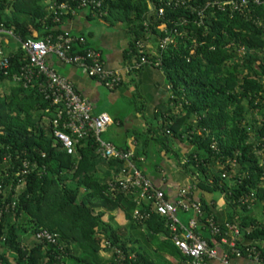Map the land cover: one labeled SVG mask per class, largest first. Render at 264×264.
Instances as JSON below:
<instances>
[{
	"label": "trees",
	"instance_id": "1",
	"mask_svg": "<svg viewBox=\"0 0 264 264\" xmlns=\"http://www.w3.org/2000/svg\"><path fill=\"white\" fill-rule=\"evenodd\" d=\"M81 1L0 0V26L22 41L55 40L65 34L62 23L71 15L56 22L53 8L67 3L76 12L85 10L78 9ZM91 1L101 2L100 9H86L92 17L106 13L102 19L122 23L130 37V83L135 84L145 67L136 66L147 57L161 61L159 68L170 87V100L156 115L157 123L133 132L134 167L153 183L150 177L160 178L164 153L191 185L227 194L232 220L244 239L257 242L264 258V191L259 189L253 207L240 203L249 187L258 188L257 177L249 179L248 173L257 169V152L264 146V7L251 5L249 11L231 13L206 8L209 0H186L177 8L166 6L173 0ZM196 10L204 11L202 25ZM162 25L182 34L173 36L174 44L165 51L152 47L164 37ZM147 40L152 46L146 44L140 54L137 45ZM86 48L76 44L71 54H82ZM9 58V69L0 72V85L11 83L26 64L18 44ZM124 84L125 80L115 90ZM128 103L144 111L139 97L132 95ZM47 109L37 81L27 89L14 85L0 98V264H117L116 249L126 256L135 254L136 264H155L154 255L169 259V264L182 261L163 219L154 212L139 223L133 218L135 193L110 188L127 163L101 159L92 135L79 142L74 155H67L53 136L54 109ZM176 142L189 148L187 154ZM115 147L129 152L128 147ZM142 159L157 162L149 166ZM25 163L28 172L23 175ZM224 174H232V189ZM201 204L204 217L213 214L210 205ZM151 209L143 205L141 212ZM116 211L124 214L125 224L118 223ZM42 230L57 235V243L38 240ZM197 234L210 248L218 247L219 239L208 231Z\"/></svg>",
	"mask_w": 264,
	"mask_h": 264
},
{
	"label": "built area",
	"instance_id": "2",
	"mask_svg": "<svg viewBox=\"0 0 264 264\" xmlns=\"http://www.w3.org/2000/svg\"><path fill=\"white\" fill-rule=\"evenodd\" d=\"M185 4L186 0H173L166 3V6L177 8ZM251 5L264 7V0H214L212 2L209 0L206 8L217 7L222 12L229 9L231 13H238L245 10L249 11ZM88 7H92L93 10L100 9L101 2L96 3L91 0L79 2L78 9L83 8L86 10ZM53 11L56 22H60V16L76 13L67 3L58 5L53 8ZM194 12L197 13L200 19L198 24L202 25L204 11L196 10ZM105 15L106 13H99L98 18L102 19ZM160 15H163V10H160ZM184 24L186 25V22ZM159 29L163 32L164 37L160 39L158 45L152 46L149 40L139 42L137 48L140 54L146 48V44L155 49L159 48L160 51H165L170 45L174 44L173 36L182 35L177 28L168 31L166 26L162 25ZM2 36L13 38L14 42L21 47L26 59V64L17 74L13 75L11 83L25 89L32 87L35 81L39 83V91L44 96L45 101L49 103L47 111L54 109L53 136L61 144L62 150L67 155L72 156L75 154V148L79 142L92 135L98 144L97 153L101 159L105 161H125L127 168L122 170L121 176L114 178V181L109 185L110 188L125 194L135 193L137 209L133 218L139 223L149 220L154 212L163 219L172 235L174 246L184 258L178 264H206L210 260H219L222 264H233V259H243L253 264H264V258L261 252L257 250V242L253 240V242L244 243L241 228L236 222L233 220L221 222L214 213L207 218L204 217L201 202L193 197L194 191L197 189L196 186L190 184L181 189L177 194L176 201H170L163 190L154 186L148 178L134 167L131 161L133 153L122 152L112 143L102 138L103 134L112 125L111 118L105 114L93 115L92 103L78 94L68 79L58 75L47 64L49 57L55 56L61 62L83 69L89 78L100 82L108 90H115L124 81V77L120 72L107 68L99 50L88 47L82 54L72 55V47L76 44L85 47V40L81 37L66 34L55 40L48 37L44 41H22L14 36L12 32L4 30L0 26V43ZM140 66L160 67L161 61L153 62L147 57H142L141 63L136 67ZM9 67V54H6L0 46V72L9 69ZM4 74L7 75V72H4ZM257 156L259 158L257 169H253L254 173L249 172L248 178L252 179L253 176H256L258 188L249 187V194L240 199V203L249 205V208L253 207L258 200L259 189L264 191V146L258 150ZM23 169L22 173L26 175L28 172L26 163ZM232 169H237L235 163H233ZM232 177V174H224L230 189L233 188L234 183ZM236 183L238 186L241 185L242 179H239ZM262 195L264 198V192ZM227 196L224 193L221 197L226 201ZM143 205H152L153 209L143 213L141 212ZM179 213L191 214L187 224L179 219ZM261 214L264 217V199L262 200ZM198 230H206L212 237L219 239L218 247L210 248L207 242L197 234ZM36 238L55 245L58 237L47 230H42L37 233ZM241 245L245 246V249H242ZM115 254L117 264L138 263L135 254L126 256L119 249L115 250Z\"/></svg>",
	"mask_w": 264,
	"mask_h": 264
},
{
	"label": "crops",
	"instance_id": "3",
	"mask_svg": "<svg viewBox=\"0 0 264 264\" xmlns=\"http://www.w3.org/2000/svg\"><path fill=\"white\" fill-rule=\"evenodd\" d=\"M62 30L66 35L84 38L85 46L101 52L107 68L123 75L124 87L108 90L100 82L89 78L83 69L61 62L55 56H50L47 63L58 75L68 79L78 94L92 103L93 115L105 114L111 118L112 125L104 133L107 139L104 140L112 142L114 146L117 144L119 147H128L129 152L133 153L136 148L133 132L144 131L156 124V115L170 100V87L163 71L159 67L145 66L137 73L135 84L130 83L131 63L127 59L130 37L122 23L111 24L103 19L92 17L86 10H80L62 23ZM0 46L6 54L10 55L16 43L13 38L2 36ZM2 87L3 85H0V91ZM132 95L139 97L140 102L144 104L143 112L139 111L136 105L128 103ZM176 144L182 154H187L188 147L178 142ZM143 162L151 166L157 160L151 163L145 160ZM160 164V178L156 180L150 177V179L164 191L170 201L174 202L178 192L190 185V180L175 161L166 157L164 153ZM111 174L113 175V172ZM193 197L197 201L210 205L219 221L230 222L233 219L232 209L219 194L197 188ZM113 215L117 216L119 224L126 223L121 211H116ZM163 236L160 238H164ZM250 242L253 240L244 239V243ZM232 262L233 264H253L243 259H233ZM206 264L222 263L219 260H210Z\"/></svg>",
	"mask_w": 264,
	"mask_h": 264
},
{
	"label": "rangeland",
	"instance_id": "4",
	"mask_svg": "<svg viewBox=\"0 0 264 264\" xmlns=\"http://www.w3.org/2000/svg\"><path fill=\"white\" fill-rule=\"evenodd\" d=\"M1 85H3V87H2V89L0 91V98L3 97L6 93H9L11 88L14 86L13 83L5 82V81H3L1 83ZM103 87L106 88L105 86H103ZM102 138L107 140L106 136L104 134H103ZM178 217L183 223L187 224L189 219L191 218V214L179 213ZM260 219L264 222V217L263 216H260ZM153 260H154L155 264H167L169 262V259H167V261H166L165 258H163V257H161L159 255H156V256L154 255L153 256Z\"/></svg>",
	"mask_w": 264,
	"mask_h": 264
}]
</instances>
